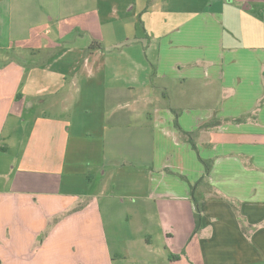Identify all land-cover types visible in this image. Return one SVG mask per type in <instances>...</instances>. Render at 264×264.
Here are the masks:
<instances>
[{"label":"crops","instance_id":"0c3cea01","mask_svg":"<svg viewBox=\"0 0 264 264\" xmlns=\"http://www.w3.org/2000/svg\"><path fill=\"white\" fill-rule=\"evenodd\" d=\"M123 220L134 264H264V0H0V264H115Z\"/></svg>","mask_w":264,"mask_h":264},{"label":"rangeland","instance_id":"374dc122","mask_svg":"<svg viewBox=\"0 0 264 264\" xmlns=\"http://www.w3.org/2000/svg\"><path fill=\"white\" fill-rule=\"evenodd\" d=\"M116 206V205H115ZM119 206V205H118ZM117 212V211H116ZM120 213V212H118ZM110 221V219H109ZM194 222H195V227L197 226V222H196V219L194 218ZM110 223V222H109ZM124 220L120 223H116V227L115 226H107V230L109 232V234L111 235L112 239L116 240L117 241V244L120 246V247H123L125 251H130V255L128 256L127 259H119V257L116 258V261H115V264H121V262L123 261H126V264H134V261L133 258H132V255L134 253V249H135V237L134 235H129L128 232H130V230L128 229V227H124L125 224H124ZM169 226V225H168ZM166 227V226H165ZM163 227V228H165ZM186 232H188V229L185 228ZM196 231V230H195ZM117 232V233H116ZM164 233L165 235L167 236H162V238H159L158 236H156L154 238V242H155V247L162 244V239L163 237L166 239V240H169V227L165 228L164 229ZM115 241V242H116ZM119 251V250H118ZM120 251H121V248H120ZM122 253V252H121Z\"/></svg>","mask_w":264,"mask_h":264},{"label":"trees","instance_id":"16d2710c","mask_svg":"<svg viewBox=\"0 0 264 264\" xmlns=\"http://www.w3.org/2000/svg\"><path fill=\"white\" fill-rule=\"evenodd\" d=\"M176 113V112H175ZM177 114V113H176ZM178 115V114H177ZM175 127L177 128V130L180 133L181 139L184 141H187L188 143H190L193 147V149L198 153V148L196 145V142L193 140V134L190 132H185L179 125L178 123V118L176 117V121H175ZM200 161L205 165L206 168V174L199 180V182L196 184V186H193L192 188H196L197 186L204 184L207 182V176L209 175L211 169H212V161L209 160H203L200 156H199ZM195 204H196V212H195V219H196V230L199 229L200 227V219H201V206H200V202L198 200H195ZM235 208V211L237 212L238 218L241 222V224L243 225V229L244 228V224H243V218L238 214V210Z\"/></svg>","mask_w":264,"mask_h":264}]
</instances>
